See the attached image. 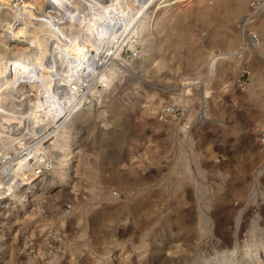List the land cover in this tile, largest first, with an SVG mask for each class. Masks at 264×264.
Returning <instances> with one entry per match:
<instances>
[{"label": "rangeland", "instance_id": "obj_1", "mask_svg": "<svg viewBox=\"0 0 264 264\" xmlns=\"http://www.w3.org/2000/svg\"><path fill=\"white\" fill-rule=\"evenodd\" d=\"M247 1L237 20H225L231 23L219 18L212 23L209 13L200 17L195 8L201 1L195 2L197 7H189L193 13L182 19L178 30L167 26L159 34L161 48L153 60L132 71L128 81L84 118L88 127L81 134L83 151L77 152L78 173L65 195L48 199L47 192L35 190L27 209L12 200L0 204V264H97L116 246L125 247L117 264H192L218 249L233 250L259 240L264 234V39L257 27L264 22V13L258 22L264 0ZM215 30L232 34L239 43L234 42L232 50L224 48ZM183 31L186 37L181 36ZM114 45L99 53L100 69L110 58L105 52L112 55L118 49ZM141 50L139 46L134 53L127 47L121 56L130 61ZM230 54L231 60L226 56ZM258 80H263L261 89ZM151 87L159 88L158 94L144 100L142 108L114 113L118 107H134ZM256 91L262 94L254 97ZM31 98L33 107L27 110L35 122L48 107L36 104L40 96L35 93ZM101 110L107 113L101 115ZM68 112L27 146L59 128ZM7 144L1 145L0 169L21 152L15 143ZM5 176L0 178V194L6 193ZM35 206L38 212H32ZM172 252L174 258L168 255ZM30 255L33 261L28 260Z\"/></svg>", "mask_w": 264, "mask_h": 264}, {"label": "bare ground", "instance_id": "obj_2", "mask_svg": "<svg viewBox=\"0 0 264 264\" xmlns=\"http://www.w3.org/2000/svg\"><path fill=\"white\" fill-rule=\"evenodd\" d=\"M195 2H200V4H197L199 8L197 10L195 8V13L198 11L199 16L201 15L202 18L207 17L209 13L208 17L213 18L212 23H216L214 21L217 18L221 21L235 19V17L237 18L238 15L246 10V5H248L247 0H0V153L5 143H12L11 145L15 143V147H11L21 149L18 157L15 155L16 158L5 160L0 169L2 173L0 174V178L3 175H6L8 178V180L3 179L5 180L3 183L7 184V187L5 188L6 193L0 194V204L4 201L8 202V200H12V202L18 203L19 207L27 209V203L31 199V194L36 192L35 190L47 192L49 199L59 197L64 193L63 191L71 187L73 179L75 178L74 176L78 173V162L81 159L78 160L77 156L81 154L79 147L82 144L80 143L82 142L81 140H83L81 139L83 137L81 134L87 126L86 120L84 119L86 115L89 118L95 104L98 103V105H101L105 103L114 88L120 87L119 85L123 81L130 79L132 71H138L143 66V63L148 62L149 59L150 61L153 60L155 50L158 47L161 48L159 45L162 42L159 40V34H162V31L168 27L169 30L170 27L177 28L178 30L182 19L193 13H191V8L189 9V7ZM194 5L197 7L196 4ZM263 13L264 10L258 22H260ZM246 16L248 15L245 14L243 19ZM202 20L204 21V19ZM181 23L184 22L182 21ZM210 23L208 22V24ZM260 24L258 23L257 33L258 35H262L263 37H261L264 39V22L261 26ZM222 27L226 26L222 25ZM222 27L220 26V29ZM254 27L252 26V28ZM216 29H218L217 26ZM213 32H216L217 37H220L221 40L223 39V41H219L223 42L225 45L224 48H234V42H238L235 41L231 33V36H229L222 30H215ZM226 32L228 33V31ZM181 36L186 37V32L183 31ZM108 44H115L114 46L118 49L112 55H110V50L105 52V56L110 58L107 59V63L103 69H100L98 55L102 48L107 47ZM139 46L142 50L132 60L126 61L121 56L124 48L128 47V49L136 53ZM197 52L200 53L199 51ZM202 53L200 54L204 55V52ZM200 54L198 55L200 56ZM226 56L230 59L231 54ZM211 58L213 57L211 56ZM159 61H161V58L156 61L158 62L156 63L158 69L159 66H162ZM162 61L164 62L163 59ZM197 61L201 63L199 62L201 60L198 59ZM205 62L209 64V61H204L203 64H206ZM203 66L207 67V65H202L201 67ZM146 68L148 69V67ZM141 71L143 73V69ZM258 81L260 85H258L257 81V84H255L261 89V81L263 80ZM84 88H87V91L82 94ZM156 90H159V88L151 87L145 90L134 107L128 108L122 106L116 109L114 108V113L135 112L142 108V102L144 100L153 98L154 95L158 94ZM261 92L256 91L253 96H259V94H262ZM34 93L40 96V100L39 102L36 101V104L42 103V105H45L47 103L48 107V110L44 111V113L41 111L44 117L34 113L36 114L35 116L39 115V118L36 117L38 120L35 122L30 116L32 112L30 113L27 110L33 103L31 95ZM174 94L176 93H173V96ZM180 94L183 96L184 93ZM32 107L33 105L30 106L29 110ZM42 108L44 107L42 106ZM36 111L38 112V110ZM66 111H69V115L59 128L50 132L44 139L36 140L37 142L34 145L27 146L29 142L45 133V130L53 125L57 117L63 115ZM106 113V110H101L100 114L104 115ZM32 117L34 119V116ZM8 147L10 148V146ZM8 150L6 149L5 151L8 152L7 154H10V150ZM77 152L79 155H77ZM5 157L7 159L8 155ZM74 190L76 189L74 188ZM38 200L40 198L36 201ZM36 201L34 200L33 203ZM40 204L42 203L40 202ZM34 208L32 212H35L37 206ZM36 214L33 213V215ZM30 216L28 218L32 220L34 216L32 218ZM22 221L23 223L25 222V220ZM236 222L240 221L236 220ZM256 230L254 232L255 235ZM204 232L203 235L205 234ZM25 238L27 239V236ZM116 247L109 250L106 258L103 261L99 260L97 264H117L125 247H121L120 249ZM173 254L174 252L168 255L173 257ZM28 260L33 261L31 255L28 257ZM197 262L198 264H264V234L260 236L258 241L253 242L251 245H236L233 250L226 247L225 249H218L203 258L201 256L198 257Z\"/></svg>", "mask_w": 264, "mask_h": 264}, {"label": "built area", "instance_id": "obj_3", "mask_svg": "<svg viewBox=\"0 0 264 264\" xmlns=\"http://www.w3.org/2000/svg\"><path fill=\"white\" fill-rule=\"evenodd\" d=\"M263 142H264V133H263Z\"/></svg>", "mask_w": 264, "mask_h": 264}]
</instances>
